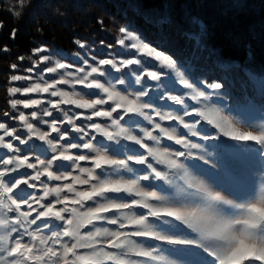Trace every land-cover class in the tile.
Returning <instances> with one entry per match:
<instances>
[{
	"label": "snow or ice",
	"instance_id": "obj_1",
	"mask_svg": "<svg viewBox=\"0 0 264 264\" xmlns=\"http://www.w3.org/2000/svg\"><path fill=\"white\" fill-rule=\"evenodd\" d=\"M29 7L15 0L9 11ZM131 27L107 58L53 62L59 53L43 45L27 68L9 66L0 264H264V75L245 69L236 97L239 66H201L199 34L183 33L194 51L181 56Z\"/></svg>",
	"mask_w": 264,
	"mask_h": 264
},
{
	"label": "trees",
	"instance_id": "obj_2",
	"mask_svg": "<svg viewBox=\"0 0 264 264\" xmlns=\"http://www.w3.org/2000/svg\"><path fill=\"white\" fill-rule=\"evenodd\" d=\"M14 4L15 0H0V49L9 48L0 54V100L4 103L9 66L30 65L33 48L46 45L74 53L79 50L76 40L105 42L129 25L149 43L166 38L167 47L162 50L181 56L194 51L183 33L199 34L204 46L196 51L199 64L212 67L219 60L238 65L231 76L239 88L245 69L264 75V0H30L19 18L9 11ZM161 19L167 22L160 24ZM13 29L18 30L15 39L10 38Z\"/></svg>",
	"mask_w": 264,
	"mask_h": 264
},
{
	"label": "rangeland",
	"instance_id": "obj_3",
	"mask_svg": "<svg viewBox=\"0 0 264 264\" xmlns=\"http://www.w3.org/2000/svg\"><path fill=\"white\" fill-rule=\"evenodd\" d=\"M134 31V30H133ZM118 33H119V29H117V31L115 32V34L113 35V33H112V35L113 36H110V37H107L108 39L105 41V42H103V43H101L100 41H96V40H89V39H86V41H82V42H84L85 44H86V47L85 48H83V49H81V48H79V50L77 51V52H74V53H67V52H64V51H62L61 49H58L57 47H54V46H47L49 49H51V50H53V51H55V52H58L59 53V55H54L53 57H52V60H53V62H55V61H59V62H62V63H67V64H71V63H73V61H74V59L76 58V54L77 53H80V57L81 58H90L92 55H97V57L98 58H107V54H109V53H115V52H120V51H122V49H121V46H119L118 44H116L115 42H116V39H117V36H118ZM138 35L140 34V33H137ZM144 37L143 36H141V39H143ZM146 43H149L147 40L145 41ZM109 45H112L113 47L112 48H109L108 46ZM153 47H155L154 45H152ZM163 51H165V52H168V51H166V50H163ZM169 54H171L170 52H168ZM61 57H65L64 59H61ZM123 58H132L130 55L129 56H125V57H123ZM141 60H145V59H147V60H151V58L150 57H145V56H141V57H139ZM175 58V57H174ZM33 59H35V57L33 58ZM153 63H155V61H152ZM29 66V65H28ZM28 66H24L25 68H27ZM77 66H79V64H77ZM105 67H107V66H105ZM130 67H132V68H136L137 66L136 65H133V66H130ZM127 69H125V71H126ZM18 74H21V75H26L27 73H25V72H20V73H18ZM117 75H120L119 73H117ZM217 75H219V73H218V71H217ZM48 77H47V75L45 76V79H47ZM230 78L232 79V81L234 82V79L232 78V76H231V73H230ZM209 79H212V77H209ZM9 80V79H8ZM242 80L243 81H246L247 80V77H243L242 78ZM8 82V81H7ZM18 85H24V86H28V84L30 83V82H24V81H21V82H16ZM149 83H155V82H153V81H149ZM234 84H235V82H234ZM11 85L8 83V85H7V88L8 87H10ZM178 86V88L180 87L179 85H177ZM59 87H62V88H64V89H68V86L67 85H61V86H59ZM78 88H79V86H77ZM172 94H178V92H174V93H172ZM233 94L236 96V97H242L243 96V91H242V88L240 87H237L236 86V84H235V88L233 89ZM249 94H251V91L249 92ZM32 98H39L41 95H43L45 98L47 97V93H44V94H36V93H33V94H29ZM8 93H7V98L5 99V103H4V101H2V100H0V101H2L3 102V104L2 103H0V121H2V120H4V119H6V118H4V112L5 111H10V108H9V106H8V104H7V100H8ZM18 98H20V99H26L27 97H22V96H18ZM85 98H88V97H85ZM145 99H147V98H145ZM194 103V102H193ZM64 107H70V106H64ZM105 107H107V105H105ZM21 110H23V111H25V113L27 114V113H29L32 109H21ZM166 110V109H165ZM75 111H77V112H80V111H86V110H83V109H75ZM56 115H60L59 113H56ZM252 118H253V121H254V123H259L260 122V120H259V114L258 113H254L253 114V116H252ZM8 123H9V125H16L17 127H19V122L18 121H8ZM77 123L78 124H80L81 123V121H77ZM85 123H86V121H85ZM167 123H174V122H165V124H167ZM237 127H239L242 131H247V130H255L254 128H252V129H249V128H247L246 126H244L243 124H239V125H237ZM193 140H194V142H199V143H203V141H199V140H197L196 138H193ZM37 143H40L39 141H36ZM175 147H177V148H179V146H175ZM182 150V149H181ZM23 170V169H22ZM27 171H29V172H31L32 170H27ZM42 179H44L43 177H42ZM196 179H201V178H196ZM156 183H162V182H160V181H157ZM229 199L231 198V197H228ZM149 243H156V242H153V241H149ZM162 247H164V248H169V247H172L171 245H167V244H162ZM165 255H167V253H165ZM169 259H174L173 257H169Z\"/></svg>",
	"mask_w": 264,
	"mask_h": 264
}]
</instances>
